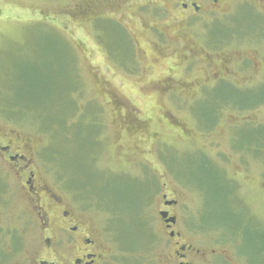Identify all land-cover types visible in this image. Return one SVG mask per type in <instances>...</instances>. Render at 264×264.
<instances>
[{
	"label": "rangeland",
	"instance_id": "rangeland-1",
	"mask_svg": "<svg viewBox=\"0 0 264 264\" xmlns=\"http://www.w3.org/2000/svg\"><path fill=\"white\" fill-rule=\"evenodd\" d=\"M139 1L0 0V146L11 140L43 185L92 209L121 264L167 254L162 195L204 264H264V101H226L264 95V12L231 0L222 12H138ZM216 79L237 90L224 96ZM44 91L65 106L7 103L40 104ZM1 156L0 264H27L42 222Z\"/></svg>",
	"mask_w": 264,
	"mask_h": 264
},
{
	"label": "flooded vegetation",
	"instance_id": "flooded-vegetation-1",
	"mask_svg": "<svg viewBox=\"0 0 264 264\" xmlns=\"http://www.w3.org/2000/svg\"><path fill=\"white\" fill-rule=\"evenodd\" d=\"M227 1L147 0V2H141L140 0L134 3L133 8L138 12H167L170 10L196 14L204 9L222 12L227 7ZM231 3L233 5H230V8L238 13L264 12V0H231ZM247 27L251 28V26ZM220 28L232 29L233 27L220 26ZM220 82L216 79V84ZM228 84V89L225 85L219 86L218 84V91L234 93V90H237L235 85ZM7 141L9 142L6 145L0 146V156L7 155V163L22 170L23 183L21 186L30 203L29 209L35 208L36 215L42 222V248L31 256L27 264H121L117 261L116 252L110 249V241L107 240L103 230L97 228L88 219V214L92 209L82 207V204L80 205L72 198L58 197L53 190L41 183L37 171L33 169V158L17 152L13 149L12 141ZM18 151H21V148ZM177 205L178 202L173 198L168 199L165 195L161 196V208L158 214L165 237L163 252H167L166 255L161 256V264H204L205 253L195 245L182 240V235L177 228L178 217L174 214ZM161 213L165 217H161Z\"/></svg>",
	"mask_w": 264,
	"mask_h": 264
},
{
	"label": "trees",
	"instance_id": "trees-1",
	"mask_svg": "<svg viewBox=\"0 0 264 264\" xmlns=\"http://www.w3.org/2000/svg\"><path fill=\"white\" fill-rule=\"evenodd\" d=\"M110 25H112V24H110ZM115 26V25H114ZM112 27V26H111ZM119 28V27H118ZM122 31V30H121ZM122 33H123V35L125 36V34H124V32L122 31ZM58 77L56 78V81L58 82ZM60 83V84H59ZM64 83H66V84H68V81H65V82H63V81H60V82H58V86H61V85H64ZM56 89V87H53V89ZM63 88V87H62ZM262 90V89H261ZM261 90L260 91H258L257 93V95H256V93H254V92H252V95H250V93L249 94H247V95H249V100L251 101V100H253V99H257L258 98V96H259V99L258 100H255V101H252V102H250V104H247L248 102H242V101H240V99H241V97L242 96H240V97H237V98H235V100H232V99H227L226 101H227V104L228 103H230V104H232V105H234V106H237V107H239V108H248V107H251V106H255V105H257V104H259L260 102H262V101H264V95H261L260 94V92H261ZM54 93H57L58 91H53ZM50 93H52L51 91H44L43 92V100H42V102L39 104V103H36L35 105H34V103L33 104H29V103H24V102H22V101H16V102H14V101H8L7 103L12 107V108H14V109H17L18 108V110H27L28 108H40V109H43V110H46L47 108H50V105L51 104H54V106L55 107H57V108H59V107H61V106H65L64 105V102H63V99L62 100H53L52 101V98H53V96L55 95V94H50ZM254 93V94H253ZM262 93V92H261ZM223 94V93H222ZM224 96H231L230 95V93H227L226 92V94L224 95ZM254 96H256V97H254ZM247 101V100H246ZM223 103H221V104H219V105H222ZM9 106V107H10ZM252 130H257V127L256 126H254V125H252L251 127H249L248 129H244L243 130V132H248L249 133V131H252ZM262 138H264V133L262 134V135H260ZM263 141H264V139H263ZM244 145H248V143H243ZM242 146V145H241ZM249 146V145H248ZM262 146V145H261ZM121 210H123L124 208H120ZM125 210V209H124ZM128 210V209H127ZM137 210V208L135 207V208H133L132 210H129L132 214L133 213H135V211Z\"/></svg>",
	"mask_w": 264,
	"mask_h": 264
},
{
	"label": "water",
	"instance_id": "water-1",
	"mask_svg": "<svg viewBox=\"0 0 264 264\" xmlns=\"http://www.w3.org/2000/svg\"><path fill=\"white\" fill-rule=\"evenodd\" d=\"M160 215H161V217H165V215H164V214H162V213H161Z\"/></svg>",
	"mask_w": 264,
	"mask_h": 264
}]
</instances>
